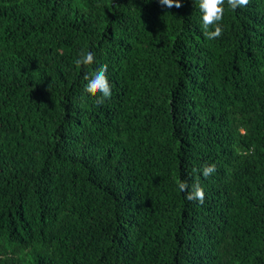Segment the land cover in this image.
<instances>
[{
  "label": "trees",
  "instance_id": "1",
  "mask_svg": "<svg viewBox=\"0 0 264 264\" xmlns=\"http://www.w3.org/2000/svg\"><path fill=\"white\" fill-rule=\"evenodd\" d=\"M200 16L0 0V264H264V0L225 5L214 40Z\"/></svg>",
  "mask_w": 264,
  "mask_h": 264
},
{
  "label": "clouds",
  "instance_id": "2",
  "mask_svg": "<svg viewBox=\"0 0 264 264\" xmlns=\"http://www.w3.org/2000/svg\"><path fill=\"white\" fill-rule=\"evenodd\" d=\"M162 7L171 8L173 6L180 7L181 0H159ZM195 5H198L201 16V24L204 36L208 40L220 38L223 34V27L220 22L223 19L225 5L230 7L233 11L242 9L249 4V0H194ZM95 51L92 47L82 49L80 54L76 56V61L85 64L94 59ZM108 65L102 64L93 70L86 71L84 75L87 79L84 81V87L91 94H97L96 100L98 103H104L105 100L110 99L113 95V85L109 81ZM216 171L215 165L205 166L202 169L203 177L207 178ZM178 189L184 193L188 201H198L200 204L204 202V190L198 184L193 185L191 189L186 182H180Z\"/></svg>",
  "mask_w": 264,
  "mask_h": 264
}]
</instances>
